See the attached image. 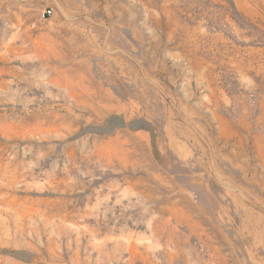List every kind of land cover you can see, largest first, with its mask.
Wrapping results in <instances>:
<instances>
[{"label":"rangeland","instance_id":"374dc122","mask_svg":"<svg viewBox=\"0 0 264 264\" xmlns=\"http://www.w3.org/2000/svg\"><path fill=\"white\" fill-rule=\"evenodd\" d=\"M0 264H264V0H0Z\"/></svg>","mask_w":264,"mask_h":264},{"label":"built area","instance_id":"2783aa9c","mask_svg":"<svg viewBox=\"0 0 264 264\" xmlns=\"http://www.w3.org/2000/svg\"><path fill=\"white\" fill-rule=\"evenodd\" d=\"M53 14V11L52 10H49V11H46L45 13V17H50L51 15Z\"/></svg>","mask_w":264,"mask_h":264}]
</instances>
